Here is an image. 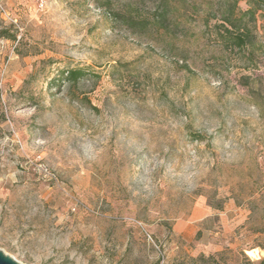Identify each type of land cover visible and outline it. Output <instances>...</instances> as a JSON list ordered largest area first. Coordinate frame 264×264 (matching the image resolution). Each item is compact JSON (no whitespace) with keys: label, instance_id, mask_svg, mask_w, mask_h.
<instances>
[{"label":"rangeland","instance_id":"1","mask_svg":"<svg viewBox=\"0 0 264 264\" xmlns=\"http://www.w3.org/2000/svg\"><path fill=\"white\" fill-rule=\"evenodd\" d=\"M233 1L170 0L165 31L114 17H151L159 0H0L16 35L0 38L4 255L264 260V7L252 19L237 2L252 39L236 49L221 37Z\"/></svg>","mask_w":264,"mask_h":264},{"label":"trees","instance_id":"2","mask_svg":"<svg viewBox=\"0 0 264 264\" xmlns=\"http://www.w3.org/2000/svg\"><path fill=\"white\" fill-rule=\"evenodd\" d=\"M242 0H234L232 3H228V9L226 13L220 16L221 27L223 33L221 35L224 43L229 44L231 48L241 49L248 44H251L252 33L251 30L243 23L242 17L236 18L234 16V10L237 6V2ZM251 7L245 11L244 15H250L254 19L257 10L264 7V0H249ZM172 7L170 0H159V4L155 12L151 17H138L133 13H114L115 19H118L129 28L138 27L140 29H148L153 27L156 29H164L168 31L170 26V14L172 13ZM0 38L6 40L15 41L16 35L11 33L9 29H0ZM65 80L77 83L85 76L82 69H69L65 73ZM194 136V135H193ZM196 140H201V137L195 136ZM220 209V206L218 207ZM259 264H264V260H261Z\"/></svg>","mask_w":264,"mask_h":264},{"label":"water","instance_id":"3","mask_svg":"<svg viewBox=\"0 0 264 264\" xmlns=\"http://www.w3.org/2000/svg\"><path fill=\"white\" fill-rule=\"evenodd\" d=\"M0 264H18V263L14 261L13 259H11L10 257L4 255L0 251Z\"/></svg>","mask_w":264,"mask_h":264}]
</instances>
